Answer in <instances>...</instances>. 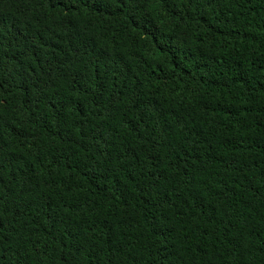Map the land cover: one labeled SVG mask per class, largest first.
I'll return each mask as SVG.
<instances>
[{
	"label": "trees",
	"instance_id": "16d2710c",
	"mask_svg": "<svg viewBox=\"0 0 264 264\" xmlns=\"http://www.w3.org/2000/svg\"><path fill=\"white\" fill-rule=\"evenodd\" d=\"M0 264H264V0H0Z\"/></svg>",
	"mask_w": 264,
	"mask_h": 264
}]
</instances>
